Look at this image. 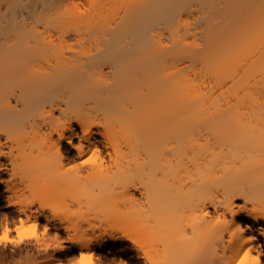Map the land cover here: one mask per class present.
<instances>
[{"label": "bare ground", "instance_id": "bare-ground-1", "mask_svg": "<svg viewBox=\"0 0 264 264\" xmlns=\"http://www.w3.org/2000/svg\"><path fill=\"white\" fill-rule=\"evenodd\" d=\"M0 183L74 184L56 247L94 261L264 264V0H0Z\"/></svg>", "mask_w": 264, "mask_h": 264}, {"label": "rangeland", "instance_id": "rangeland-1", "mask_svg": "<svg viewBox=\"0 0 264 264\" xmlns=\"http://www.w3.org/2000/svg\"><path fill=\"white\" fill-rule=\"evenodd\" d=\"M70 1L84 2L85 0ZM10 68H14V66H10ZM101 147L105 152L106 148L103 145ZM4 148L7 150L9 146H4ZM1 159L8 163L5 157ZM5 177L8 178L9 174H6ZM105 179L113 184L111 181L116 178L109 177ZM97 180L101 181V178H97ZM97 180L88 181L81 187V189L89 191L93 198L100 195V185ZM14 181L17 182L18 179L16 178ZM18 185L24 186V184ZM73 185L58 187L53 194H51L52 192H44L43 196L37 197L35 194L32 195L30 190H23L19 194H13L11 191L6 190L4 184L0 183V228L3 227L6 221L11 226V224L18 223L19 218L27 217L30 218V222H34L35 218H37L36 223L41 233H44L45 228L48 229L39 242L27 239L19 245L12 243L0 244V264H74V261L80 255L76 249L59 250L56 247L58 241L67 243L68 239L67 224L65 221H61L59 217L80 209L82 211L90 210L92 202L86 200L81 206L74 195ZM116 189L124 191L122 185H118ZM9 195H12V197ZM13 201L16 202L14 203ZM95 214L97 213L95 212ZM95 214H92V216L95 217ZM35 215H38V217H35ZM101 215L104 216L103 214ZM74 220H77V218L74 217ZM110 220L106 233L116 232L121 235L127 229L130 217L121 213L116 214ZM14 236L15 233L12 232L11 237L14 238ZM107 243V248L100 247L96 250L99 255V257L95 258L96 262L102 261V264L138 263L136 252L129 247L121 246L119 238L108 240ZM48 244H51V247H46Z\"/></svg>", "mask_w": 264, "mask_h": 264}, {"label": "clouds", "instance_id": "clouds-1", "mask_svg": "<svg viewBox=\"0 0 264 264\" xmlns=\"http://www.w3.org/2000/svg\"><path fill=\"white\" fill-rule=\"evenodd\" d=\"M98 163H100L99 157L95 153L83 161L84 165H97ZM47 231L48 229L45 228L44 233H47ZM12 232L15 233L14 238L11 237ZM44 233L38 230L37 223L30 222V218L27 217L19 218L18 223L11 224V226L6 221L3 227L0 228V244L12 243L19 245L27 239L39 242ZM46 247H51V244H48ZM74 264H95L94 256L92 254L81 253L74 261ZM237 264H261V259L259 255L253 254L251 248H248L240 255Z\"/></svg>", "mask_w": 264, "mask_h": 264}]
</instances>
